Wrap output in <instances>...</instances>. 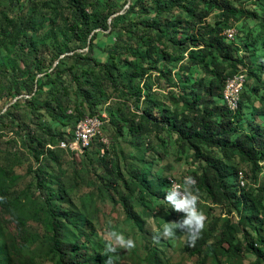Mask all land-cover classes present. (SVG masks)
Masks as SVG:
<instances>
[{
	"label": "trees",
	"instance_id": "obj_1",
	"mask_svg": "<svg viewBox=\"0 0 264 264\" xmlns=\"http://www.w3.org/2000/svg\"><path fill=\"white\" fill-rule=\"evenodd\" d=\"M255 1L263 0H41L45 7L53 5L65 20L58 41L60 54L50 66L46 56L35 52L33 42L31 25L42 17L39 1L13 3L21 45L27 51L24 67L17 74L6 75L7 88L0 96V130L21 135L23 146L41 161L48 154H68L60 143L72 138L86 118H103L107 106L104 132L109 148L98 138L81 156L101 167L105 183L109 182L105 187L115 190L129 185L111 151L124 142L140 151L155 140L163 142L168 134L181 154L191 156L196 169L190 174L196 179V188L213 204L226 202L232 211L242 214L237 223L224 221L214 243L205 236L184 250L190 256L204 253L213 264H222V258L232 264L242 254L255 257L253 264H264V236L245 232L244 239L239 237L242 226L258 230L264 225V185L241 187L238 173L233 174L228 167L229 161L238 158L251 166L258 180L264 162V125H255L246 133L241 121L245 105L264 85L258 83L249 89L245 84L235 113L222 101L226 81L233 75L243 73L246 80L247 76L255 77L259 82L264 75V7L258 17L243 6ZM243 17L258 19L262 28L257 37L247 32L249 43H238L236 37L231 40L224 33L230 22ZM155 77L158 82L165 78L166 83L156 84ZM154 85L167 93L171 106L156 102ZM107 125L113 130V144ZM5 143L1 137L0 149ZM17 152L10 149L7 155L16 156ZM44 167L43 163L30 167L36 184L49 192L51 202L63 201L67 195L63 183L58 190L48 187ZM15 179L16 175L9 176V171L0 167V204L26 235L27 221L21 210L27 191L18 190ZM139 183L140 192L150 191L145 178ZM160 184L159 199L164 200L171 188L170 179H161ZM138 200L144 197L140 195ZM122 202L127 217L143 231L144 222L132 196L124 195ZM42 210L48 232L47 253L54 264H104L105 255H91L78 239L66 238L72 213L57 204ZM159 259L151 257L149 264H158Z\"/></svg>",
	"mask_w": 264,
	"mask_h": 264
},
{
	"label": "rangeland",
	"instance_id": "obj_2",
	"mask_svg": "<svg viewBox=\"0 0 264 264\" xmlns=\"http://www.w3.org/2000/svg\"><path fill=\"white\" fill-rule=\"evenodd\" d=\"M17 1L19 0H0V96L7 88L6 75L17 74L24 67V53L27 51H25L27 48L21 45L23 38L18 33L19 23L15 16L17 14L12 10V4ZM20 1L28 3V0ZM38 1L42 17L34 19L31 25L33 42L36 46L35 52L46 56V65L50 66L55 56L60 54L58 41L65 28V20L54 11L53 5L45 7L41 4V0ZM255 3L256 1L245 3L243 6L255 11L260 17L263 13L264 0ZM226 31L233 33L231 40L236 37L238 43L240 40L249 43L251 39L247 38V32H252L253 37H257L262 33V28L259 26L258 19L243 17L238 22H230ZM248 55L249 53L244 55L246 62ZM175 71L172 72V80L175 78ZM243 71L246 73L245 69ZM154 79L156 84L166 83L165 78H161L159 82L158 78ZM258 83L264 85V75L260 82L255 77L249 79L247 76L245 84L249 89ZM153 89L157 91L155 93L157 103L165 104L166 107L171 106L167 93L160 91L157 85H154ZM106 108L107 106L102 113L103 119L108 118ZM241 122L244 126L243 131L246 133L255 125H264V88L253 94L245 105ZM106 132L113 144V130L109 125ZM166 136L168 134L165 135L163 142L159 143L155 140L151 146L143 147L140 151L131 149L126 142L119 144L112 151L110 147V151L113 152L111 157L115 156L129 185V188L121 186L115 190L105 187L109 182L104 181L106 174L103 169L93 166L90 160L85 161V156L73 155L71 151L67 152L68 154L59 152V155L48 154L38 161L23 146L21 135L15 132L9 133L2 128L0 138L2 137L7 145H2L0 149V167H5L9 171V176L16 175L14 186L18 190L27 191V197H22L25 206L21 210L27 221V234L20 233L14 216L0 204V264H54L52 256L47 253L48 232L45 227V211H40V208L50 210L53 204L62 206L72 213V218L66 227V238L78 239L81 248L91 255L102 254L104 250L102 236L106 228L132 236L137 246L130 251L121 249L117 254H113L114 264H149V260L154 256L161 258L158 264H203L205 259V264H213L212 259L205 258L204 253L201 257L190 256L184 250L186 235L180 234V229L177 230L176 238L173 240L162 239L159 242L153 240L152 229L159 230L163 224L180 221L184 217V213L175 211L167 202L159 199L161 179H177L183 184V177L192 176L191 170L196 169L191 165V156L181 154L177 146ZM10 149L13 152L18 150L17 155H7ZM42 163L50 180L48 187L58 190V186L63 183L67 191L63 201L51 202L48 199L49 192H43L36 184L30 167L38 168ZM261 165V172L256 180L249 164L240 162L238 158L228 162V167L232 169L233 174L237 172L240 177L239 173H243L245 185H241L240 178L239 185L249 189L264 185V162ZM144 178L147 186L151 187L149 192L145 190L140 192L137 186ZM199 193V208L207 217L205 228L199 239L210 236V242L214 243L223 228L224 221L231 219L237 223L242 214L232 211V207L226 202L216 205L205 192L199 191ZM126 194L132 196L133 206L142 217L143 231L127 217L122 202ZM140 195L144 197V200H138ZM241 231L239 234L241 239L246 236L245 232L253 237L257 236L256 233L264 236V225L258 230H253L251 226L247 228L242 226ZM254 261L255 257L242 254L240 258L234 259L232 264H253ZM221 263L230 264L225 258H222Z\"/></svg>",
	"mask_w": 264,
	"mask_h": 264
},
{
	"label": "clouds",
	"instance_id": "obj_3",
	"mask_svg": "<svg viewBox=\"0 0 264 264\" xmlns=\"http://www.w3.org/2000/svg\"><path fill=\"white\" fill-rule=\"evenodd\" d=\"M196 179L191 175L183 177V184H177L171 178V188L167 191L164 199L172 209L184 213L180 221H171L161 226L159 230L152 229L153 240H173L176 238L177 230L186 235V246H194L200 238L206 225L207 217L199 208L200 193L196 188ZM167 209V208H166ZM104 241L103 255L107 256L104 264H114L113 254H117L121 249L130 251L137 244L132 236H126L123 232L112 228H106L102 236Z\"/></svg>",
	"mask_w": 264,
	"mask_h": 264
},
{
	"label": "built area",
	"instance_id": "obj_4",
	"mask_svg": "<svg viewBox=\"0 0 264 264\" xmlns=\"http://www.w3.org/2000/svg\"><path fill=\"white\" fill-rule=\"evenodd\" d=\"M225 35L228 39H231L233 33L231 31H226ZM246 82V75L243 73H238L233 75L226 81L223 93L222 101L224 106L229 112L235 113L239 110L241 93ZM107 118V117H106ZM107 120L100 117H88L83 120L77 127L76 132L72 138L63 140L59 147L61 149L71 151L72 153L83 154L87 148H89L94 140L98 139L103 142V145L107 147L110 146V141L105 135L104 127ZM50 148H55L50 145ZM104 153V151H103ZM240 183L242 186L245 185L243 173L240 172ZM177 184L181 185L180 182L173 179ZM171 183V179H170ZM172 186V185H170Z\"/></svg>",
	"mask_w": 264,
	"mask_h": 264
},
{
	"label": "water",
	"instance_id": "obj_5",
	"mask_svg": "<svg viewBox=\"0 0 264 264\" xmlns=\"http://www.w3.org/2000/svg\"><path fill=\"white\" fill-rule=\"evenodd\" d=\"M17 99L14 100V102L16 101Z\"/></svg>",
	"mask_w": 264,
	"mask_h": 264
}]
</instances>
